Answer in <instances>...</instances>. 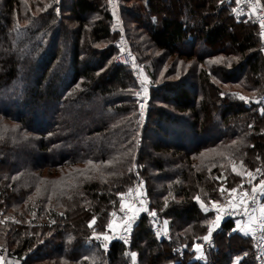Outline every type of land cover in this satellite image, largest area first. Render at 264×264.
<instances>
[{"label": "trees", "instance_id": "1", "mask_svg": "<svg viewBox=\"0 0 264 264\" xmlns=\"http://www.w3.org/2000/svg\"><path fill=\"white\" fill-rule=\"evenodd\" d=\"M120 1L131 53L150 76L143 118L133 75L114 60L107 0H0V116L41 137L16 146L0 124L1 249L18 264H264V251L258 263L231 220L204 241L214 215L195 199L218 200L221 185L264 170L256 24L226 0ZM207 57L220 60L206 66ZM183 59L194 62L187 72ZM180 121L187 131L172 126ZM43 166L74 167L58 176L56 199L33 174ZM134 181L156 216L141 211L126 238L105 249L93 233ZM193 242L206 247L207 261L193 258Z\"/></svg>", "mask_w": 264, "mask_h": 264}, {"label": "built area", "instance_id": "2", "mask_svg": "<svg viewBox=\"0 0 264 264\" xmlns=\"http://www.w3.org/2000/svg\"><path fill=\"white\" fill-rule=\"evenodd\" d=\"M229 3H232V11L233 9H235L236 11L233 12L235 15L237 16H247V17H251L252 20L254 21V23L256 24L257 27V37H258V41H260L261 44V49H264V39L261 38L260 36V32L264 31V29H261V20L264 19V3L263 0H260L259 4L256 5V0H241L240 3H237L236 0H226ZM108 3V0H107ZM255 5V7H253ZM108 7L110 10V13L113 17V27L115 28V30L117 31V37L115 39V42L113 44V46L115 47V56H114V60L116 61L117 64L124 66L125 68H127L131 74L133 75L134 81L136 83V92H141V81L144 80V74H143V70L141 68V66L138 64L137 60L134 58L133 54L131 53L130 50V45H128V40L126 37V33L125 31H123V27L121 24V20L119 17H117V13L119 10V6L117 3V0H112V3L109 4L108 3ZM59 8V13H57L56 9ZM115 10L116 12V16H113V11ZM55 13L59 16L60 15V5H56L55 9H54ZM264 53V50H262ZM136 96V95H135ZM137 112L140 114V103H144L145 104V108H146V104H147V100H148V94L147 97H144L143 93H141L140 97H137ZM257 102H261L264 105V94H262ZM145 112V109H144ZM259 169V168H254L251 169L250 171H253L256 179L252 181V184H259V180L260 179H264V170L260 169V172H256L255 170ZM248 176L245 175V185L246 187L242 190H238L240 192H248L249 196H251V187L252 185H250L248 183ZM136 184H138L136 182ZM135 184V185H136ZM257 200L256 203H252L251 200L249 201V209H257L258 206L262 203H264V196L259 194V191L257 192ZM143 197V196H142ZM229 198H235V194H230L227 191H225L223 194L221 193V197L218 199V201H220L221 203H227ZM143 199H140L139 205L141 207V201ZM206 206V205H205ZM143 207H145V205H143ZM209 210H211L214 215L216 216V211L215 209H213L212 207L209 208ZM251 214V213H250ZM134 215V214H133ZM133 215L128 214V217H133ZM256 216H259V212L257 211L255 213ZM248 219L247 216L244 215V210L243 208H240L239 211L237 212H229L227 214H224L222 216V219L220 221V225L223 221L226 220H231L234 224L233 227L237 226V221H242V222H246ZM133 221V218L131 220V223ZM127 223V221H125L123 223V225ZM123 225L121 226V228L119 229V233H115V232H107V235L110 237V239L108 241H105L103 239V236L98 237L97 242L101 245L103 244H108L113 240H118V241H123L128 232V229H124ZM219 225V227H220ZM218 227V228H219ZM256 231L255 233H251L249 232V234L247 235L251 242L254 244L256 250H257V256L259 258V262L261 261V255L264 251V227H261V225L259 224V222H257L254 225ZM159 225L155 224L153 226V231L155 232H160L159 231ZM175 253L178 257H180L182 255V247L179 246L175 249ZM136 264V263H134Z\"/></svg>", "mask_w": 264, "mask_h": 264}, {"label": "rangeland", "instance_id": "3", "mask_svg": "<svg viewBox=\"0 0 264 264\" xmlns=\"http://www.w3.org/2000/svg\"><path fill=\"white\" fill-rule=\"evenodd\" d=\"M195 1H197L198 2V0H195ZM117 3H119V5L120 4H122L121 3V1L120 0H117ZM213 20V19H212ZM125 29V28H124ZM158 56V55H157ZM166 60H168V59H166ZM184 61L183 62H185L186 61V59H183ZM192 60L193 59H189V60H187L184 64H183V67L182 68H184L185 70H184V72H187V70H189V66L191 65L190 63L192 62ZM170 60H168V62H169ZM168 62L166 61L165 63H166V65H168ZM214 62H216V58H214V57H207L206 59H205V63H206V66H207V64H212V63H214ZM164 63V64H165ZM170 63V62H169ZM192 63H194V62H192ZM147 64H148V62H147ZM190 64V65H189ZM141 66V65H140ZM145 66H146V63H145ZM149 66H151V63L148 65V67ZM197 66H198V69L201 67V65L200 64H197ZM142 67V66H141ZM143 67H144V65H143ZM165 70V68H163L162 69V71H164ZM143 74H144V78L145 77H147L148 78V80H147V88H148V94L150 93V88H149V82H150V76L148 75V73H146V70H145V68L143 69ZM173 77H174V75L173 76H169L168 78H165V79H173ZM160 79V78H159ZM231 86H235V85H231ZM230 85H227V87H231ZM42 109V111H44V109L43 108H41ZM46 111H48V109H45ZM44 113V112H43ZM185 123L186 122H182V121H180V123H175V124H173L172 126H175V125H179L180 127H181V129L182 130H186L187 131V129L188 128H186V125H185ZM0 124H2L3 125V128H4V134H8L9 136H12L13 137V139L11 140V143H15V145L16 146H18V144H19V142H22V143H24L25 141H27V140H29V139H32V138H35L36 140L37 139H39V138H41L40 137V135H37V134H29V133H27L26 131H24L23 129H22V127L20 126V124L17 122H14V121H10V120H8V118H3V117H1L0 116ZM169 126H171V124H169ZM171 126V127H172ZM30 133H32V132H30ZM26 134V135H25ZM19 136L21 137V138H19ZM182 140H184L185 142L187 141L188 142V140H186V138H187V136H182ZM28 155H26V157H27ZM25 158V157H24ZM12 162H13V164H15L14 163V161H13V159H12ZM254 168H260V169H262L260 166H255V167H253V169ZM74 169V167H72V166H68V167H64V168H62V169H58V171L57 170H55V172H54V170H52V171H50L51 170V168L50 167H41L40 169H34V171H33V174L35 175V176H38V175H40V176H38V177H36L37 178V180L39 181V182H41V188H49V191L51 192V198L53 199V198H55L56 199V195L57 194H59V193H62V191H60L59 189H57V187L59 186V184L61 183L60 181H61V179H59V175H62V174H64V173H67V172H69V171H72ZM250 169H252V168H250ZM21 172H19V173H17L16 174V176H11L10 178H12L13 180H16V179H18L19 178V176H21ZM40 177V178H39ZM14 182V181H13ZM136 182L134 181V183H133V185H132V188H130V189H132V191H129V189L127 190V191H125V192H122V193H124V196L122 197V196H120L119 195V199H118V205H117V208L116 209H114V210H112L110 213H108V215H107V223L109 222V220H112L115 224H117L118 225V227H116L115 229H108L107 228V224H106V227H105V229H103L102 231H97V232H95V233H97V234H99V233H105V234H107V232H115V233H119L118 231H119V229L121 228V226L123 225V223L125 222V220H122L121 219V217H123V216H125V215H127L128 216V214H130V215H133V219L135 218V216L138 214V213H140L141 211H139V212H134V211H131V210H129L128 208H125L123 211H121V202H123L125 205H132V207H133V209H137V208H140V205H139V202H140V199L142 198V199H144V195L145 194H147V188H142V186H141V184H140V182L138 183V184H136ZM241 183H239L238 185H240ZM23 185H25V183L23 184ZM243 187L242 188H240V189H238V190H242V189H244L245 187H246V185H245V178H244V182H243ZM233 187H237V185H235L234 184V186ZM224 188H226L227 189V187H224ZM58 191V192H57ZM56 193V194H55ZM35 194H38V195H42V196H45L42 192H40V191H38V190H36L35 191ZM143 196V197H142ZM220 197H221V195H220ZM219 197V198H220ZM201 201V200H200ZM211 201H217V200H210V202L207 204L206 203V206L208 207V210H209V208L211 207ZM142 202V201H141ZM143 205H146V203L144 202L143 203ZM202 208V207H201ZM203 209V208H202ZM209 211H211V210H209ZM113 212H115L116 213V215L115 216H112L111 214L113 213ZM212 212V211H211ZM212 214L214 215V213L212 212ZM214 218H215V215H214ZM213 218V219H214ZM212 219V220H213ZM132 224V223H131ZM156 224V223H155ZM209 227V226H208ZM214 227V230H213V232L212 233H215L217 230H218V227H215V226H213ZM233 230L232 231H234L235 233L236 232H238V233H240L241 235H243L244 237H248L247 235H245L244 234V232H242L241 230H239L238 228H237V226L236 227H233L232 228ZM235 229V230H234ZM212 233L209 235V239L211 238V236H212ZM102 236V235H101ZM97 237V236H96ZM98 237H100V236H98ZM98 237H97V239H98ZM252 245H253V247H254V249H255V251H256V253H257V250H256V248H255V246H254V244L252 243ZM202 252L201 253H197V252H195V250L193 249V251H194V256H193V258L194 259H200L201 261H207V256H206V253H207V249H206V247L202 244ZM0 257H3L4 259L3 260H0V264H13V262H17L15 259H14V256H12V255H9L8 254V251L6 252V251H4V249H1V247H0ZM256 259H257V262L258 263H260L258 260H259V258L258 257H256ZM262 259V258H261ZM132 260H133V258H132ZM135 260H136V258H135Z\"/></svg>", "mask_w": 264, "mask_h": 264}, {"label": "snow or ice", "instance_id": "4", "mask_svg": "<svg viewBox=\"0 0 264 264\" xmlns=\"http://www.w3.org/2000/svg\"><path fill=\"white\" fill-rule=\"evenodd\" d=\"M236 2L240 3L241 0H236ZM259 2H260V0H256V5H258ZM108 3L111 4L112 0H108ZM253 7H255V5ZM41 10L43 11L44 9H41ZM56 11H57V13H59V8H57ZM235 11L236 10L233 9V12H235ZM113 16L114 17L116 16L115 10L113 11ZM260 26H261V29H264V19L261 20V25ZM260 36H261L262 39H264V31L260 32ZM97 47H99V45H97ZM262 50H264V49H262ZM219 60H220V58H217L216 62H219ZM101 71H103V69H101ZM147 80H148V78L145 77L144 80L141 81V92H136L135 93V95L137 97H140L141 93H143L144 97H147V94H148ZM221 95H223V93H221ZM239 99L244 101L245 103H249L250 102V99L248 97L243 96V95H240ZM144 109H145V104L144 103H140V115H141V118H143ZM261 114L264 115V109H261ZM249 127H251V125H249ZM49 135H51V134H49ZM235 143H236V141H233V144H235ZM257 158H259V157H257ZM133 159H134V157H133ZM87 163L88 164H92L93 162L91 160H89ZM133 167H135V165H133ZM233 171H235V168H233ZM255 171L256 172H260V169H256ZM236 174L238 176L240 175L239 172H237ZM246 175L249 178L248 179V183L250 185H252V187H251V196H249L248 192H240V191H238V189L243 187L242 183L240 185H238L237 187H231V188H227V189L224 188L223 185H221L220 191H221L222 194L225 191H227L230 194H235V198H229L227 203H221L218 200L217 201H211V207L213 209H215L217 214H216V216H215V218L213 220L206 222V223L209 224V227H208V234L203 237L204 241H207L209 239V235L214 230L213 226L219 227L220 221H221L222 216L224 214H227L229 212H237V211H239L240 208H243L244 215L247 216L248 219H247L246 222L237 221V228L239 230H241L242 232H244L245 235H248L249 232H251L253 234L255 233L256 229H255L254 225L257 222H259L261 227H264V203L260 204L257 209H251V210L249 209V201L251 200L252 203H256V200H257V195L256 194H257L258 191H259L260 195L264 196V179H260L259 180V184L256 185V184H252V181L256 179V176H255L254 172L249 170V171L246 172ZM88 178H91V177H88ZM140 183H141V185L143 184L142 181ZM129 191H132V189H129ZM118 195L123 197L124 193H118ZM195 199L197 201L200 200L199 197H196ZM201 207L203 208V210L205 212H208V207L207 206L202 204ZM125 208H128L129 210L134 211V212L148 211L150 216H152V217L156 216V212L154 210L149 211L147 208L143 207V202H141V207L137 208V209H133L132 205H125L123 202H121V211H123ZM257 211L259 212V216L255 215V213ZM111 215L115 216L116 213L113 212ZM95 219L96 218L93 217V220L89 222V227L90 228L92 227V224L95 222ZM121 219L127 221V223H125L123 225V228L130 230L132 218L128 217L127 215H125V216L121 217ZM53 223H55V221H53ZM168 223H169V221L167 219H165L164 220L165 234H167V225H168ZM116 227H118V225L115 224L112 220H109V222L107 223V228L108 229H115ZM93 235L97 236V237L102 235L103 239L105 241H108L110 239V237L107 234H105V233H99V234L93 233ZM159 236H160V233L157 232V237L159 238ZM102 247L107 249L108 245L107 244H103ZM185 247H187V246H185ZM202 247L203 246L200 243L193 242V244H192V248L197 253H201L202 252ZM245 255H247V253H245ZM136 256H137L136 252H132L131 253V257L133 258V261H135ZM3 259H4L3 257H0V260H3ZM13 264H18V261L17 262H13Z\"/></svg>", "mask_w": 264, "mask_h": 264}, {"label": "crops", "instance_id": "5", "mask_svg": "<svg viewBox=\"0 0 264 264\" xmlns=\"http://www.w3.org/2000/svg\"><path fill=\"white\" fill-rule=\"evenodd\" d=\"M198 204H199V206L201 207V205L203 204V205H206L203 201H198Z\"/></svg>", "mask_w": 264, "mask_h": 264}, {"label": "water", "instance_id": "6", "mask_svg": "<svg viewBox=\"0 0 264 264\" xmlns=\"http://www.w3.org/2000/svg\"><path fill=\"white\" fill-rule=\"evenodd\" d=\"M142 202L144 203V202H145V200L143 199V200H142ZM136 216H137V215H136Z\"/></svg>", "mask_w": 264, "mask_h": 264}]
</instances>
